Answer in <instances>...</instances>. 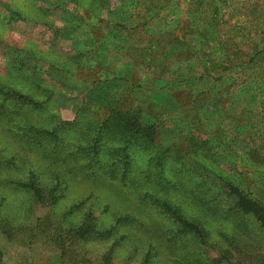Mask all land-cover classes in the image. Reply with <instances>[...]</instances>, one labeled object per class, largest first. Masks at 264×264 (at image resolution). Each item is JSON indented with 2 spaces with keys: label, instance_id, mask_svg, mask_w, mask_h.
<instances>
[{
  "label": "rangeland",
  "instance_id": "374dc122",
  "mask_svg": "<svg viewBox=\"0 0 264 264\" xmlns=\"http://www.w3.org/2000/svg\"><path fill=\"white\" fill-rule=\"evenodd\" d=\"M81 1L86 8L63 0H0V83L16 85L43 107L21 112L11 122L0 120V148L8 146V155L12 152L17 138L8 129L25 116L45 125L39 116L49 110L63 121L85 124L102 119L109 109L139 106L147 121L157 123L161 146L193 132L195 137L207 135L222 161L215 166L228 170L237 187L264 203V154L253 152L257 133L264 129V30L257 32L263 26L264 0ZM216 12L220 25L212 20ZM228 24L248 26L252 44L224 51L217 35ZM228 60L233 67L221 74L217 65ZM7 109L14 111L13 106ZM8 174L0 172V183ZM191 181L195 184L197 179ZM210 183L220 189V183ZM91 189V183L80 178L55 216ZM96 194L104 204L126 206L124 194L109 186L98 188ZM0 195L7 200L5 214L20 217L21 197L8 187H0ZM45 212L38 207V213ZM247 217L246 226L237 224L232 259L237 261L241 253L248 264L264 262V229ZM155 219L158 224L160 219ZM145 221L152 222L147 216ZM227 225L217 227L224 231ZM31 235L10 241L0 231V264H25L27 256L33 264H62L57 237L48 239L45 232L35 241ZM30 241L34 244L28 252ZM70 244V257L75 258H65V264L74 259L76 264L142 263L141 256L129 260L130 250L124 246L106 262L102 254L108 243ZM224 244L219 234L214 235L203 253L205 260L219 257ZM189 249L195 253L192 245ZM158 260L161 264L163 259Z\"/></svg>",
  "mask_w": 264,
  "mask_h": 264
},
{
  "label": "trees",
  "instance_id": "16d2710c",
  "mask_svg": "<svg viewBox=\"0 0 264 264\" xmlns=\"http://www.w3.org/2000/svg\"><path fill=\"white\" fill-rule=\"evenodd\" d=\"M63 1L78 9L85 7L81 0ZM101 10L104 12V8ZM212 20L221 24L218 12ZM263 27L264 19L257 32H262ZM222 29L217 40L224 51L253 42L248 26L228 24ZM217 67L223 74L233 63L228 60ZM8 105L14 111L9 112ZM41 106L16 85L0 83V120L11 122L21 112L25 115L26 111H42ZM48 112L39 116L45 125L25 116V121H18L14 129H8L17 138L9 155L8 146L0 148V172L10 173L0 187H8L22 199L18 212L21 216L12 217L2 210L7 200L0 195V231L7 239L12 241L30 232L35 241H41L45 232L48 239L57 237L61 242L62 264L65 258H75L70 257V241L74 240L79 244L108 243L102 254L106 262L124 246L126 251L130 250L128 259L141 256V264H159L160 258L161 264H248L241 253L240 259H232L237 224L244 226L250 216L264 229V203L237 187L227 175L228 170L215 166L220 158L212 151L207 135L195 137L193 132L189 137L177 138L171 145L161 146L157 143V123L147 121L145 110L139 106L112 108L102 119L88 120L85 124L77 119L63 121L59 115ZM258 134L259 143L254 145L253 152L264 154V129ZM80 178L91 183L90 193L63 208L57 218L55 213ZM195 178L194 184L191 179ZM208 178L214 185L220 183V189L211 186ZM102 186L123 193L126 206L100 202L96 193ZM38 207L47 212L38 213ZM146 216L151 223L145 221ZM32 217L35 221L31 222ZM75 217L77 221L72 222ZM155 217L160 219L158 224ZM213 221L217 225L227 222L230 228L223 231V227L215 224L216 228L211 230L209 225ZM216 234L226 244L221 246L219 257L207 262L203 253ZM32 243H28V252ZM190 245L195 253L190 254ZM76 263L74 259L69 264ZM25 264H33L28 256ZM253 264L264 262L256 260Z\"/></svg>",
  "mask_w": 264,
  "mask_h": 264
}]
</instances>
